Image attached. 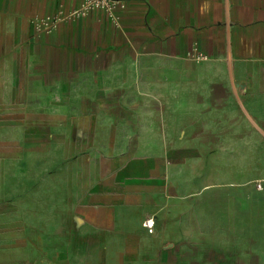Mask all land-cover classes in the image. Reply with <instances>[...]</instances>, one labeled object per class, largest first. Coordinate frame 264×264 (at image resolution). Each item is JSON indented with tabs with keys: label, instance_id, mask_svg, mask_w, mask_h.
I'll list each match as a JSON object with an SVG mask.
<instances>
[{
	"label": "crops",
	"instance_id": "1",
	"mask_svg": "<svg viewBox=\"0 0 264 264\" xmlns=\"http://www.w3.org/2000/svg\"><path fill=\"white\" fill-rule=\"evenodd\" d=\"M80 1L0 0V52L24 51L42 85H95V102L121 112L107 139L144 144L96 162L84 151L78 169L108 175L88 185L68 249L64 216L55 229L39 220L40 264H264V0H125L67 16ZM0 223L1 237L28 231L25 215ZM23 250L11 264H28Z\"/></svg>",
	"mask_w": 264,
	"mask_h": 264
},
{
	"label": "rangeland",
	"instance_id": "2",
	"mask_svg": "<svg viewBox=\"0 0 264 264\" xmlns=\"http://www.w3.org/2000/svg\"><path fill=\"white\" fill-rule=\"evenodd\" d=\"M24 58V51L0 52V216H28V231L23 239L14 231L0 236V250L7 252L11 264L17 256L14 249L22 246L28 264H40L46 239L41 227L45 223L39 220L48 217L55 229L56 222L50 220L63 215L68 249L73 215L88 185L108 175V169H78L85 166L84 151H92L96 162L99 153L137 151L144 143L121 132L116 139H107L106 119L121 117V112L95 102L101 97L95 85L81 81L42 85L26 72ZM148 69L146 73L152 74ZM153 80L151 75L145 78L146 84ZM57 163L64 169H55ZM51 166L54 169H48ZM55 239H47L50 247Z\"/></svg>",
	"mask_w": 264,
	"mask_h": 264
},
{
	"label": "built area",
	"instance_id": "3",
	"mask_svg": "<svg viewBox=\"0 0 264 264\" xmlns=\"http://www.w3.org/2000/svg\"><path fill=\"white\" fill-rule=\"evenodd\" d=\"M124 7L125 0H81L76 7L67 13V16L77 19L85 16L90 11H101L106 14H111ZM257 186L260 187V183H257ZM142 225L147 232H153L154 218L152 216L146 217L142 221Z\"/></svg>",
	"mask_w": 264,
	"mask_h": 264
}]
</instances>
